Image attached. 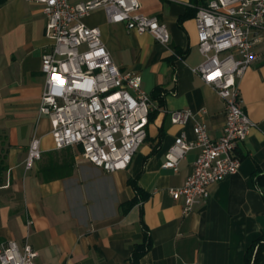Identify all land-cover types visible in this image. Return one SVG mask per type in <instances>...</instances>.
<instances>
[{
    "label": "crops",
    "instance_id": "1",
    "mask_svg": "<svg viewBox=\"0 0 264 264\" xmlns=\"http://www.w3.org/2000/svg\"><path fill=\"white\" fill-rule=\"evenodd\" d=\"M23 1L0 0V244L27 243L36 264H244L245 252L264 234V181L256 179L264 175V29L239 81L243 111L255 126L238 146V173L211 186L209 197L184 214L168 189L192 173L198 149L175 172L162 167L165 154L182 133L194 140L195 123L217 140L225 122L223 99L194 72L203 61L195 0H138L143 15L167 27L166 44L109 23L101 8L84 19L100 29L113 62L141 76L155 106L129 167L113 173L83 159L77 147L54 148L50 121L38 113L41 55L51 42L40 7ZM184 109L191 117L172 124L170 113ZM33 138L40 139L41 158L26 171ZM145 236L149 247L134 261Z\"/></svg>",
    "mask_w": 264,
    "mask_h": 264
},
{
    "label": "built area",
    "instance_id": "2",
    "mask_svg": "<svg viewBox=\"0 0 264 264\" xmlns=\"http://www.w3.org/2000/svg\"><path fill=\"white\" fill-rule=\"evenodd\" d=\"M40 7L45 36L51 46L41 55L45 82L38 113L48 117L55 149L77 147L83 159L106 173L126 170L147 136L149 115L155 109L139 74L121 70L112 60L98 27L84 19L101 8L109 23L129 31L169 41L167 27L155 16L140 12L138 0H26ZM197 7V47L203 56L194 69L223 99L225 122L221 136L211 140L204 124L195 123L194 140L182 133L165 154L162 167L177 171L186 154L198 149L192 173L169 188L183 213L209 197L210 187L238 173L237 154L255 124L243 111L239 81L256 59L254 45L264 29V0H204ZM189 110L170 113L172 124L184 125ZM40 139L33 138L23 166L33 168L41 158ZM37 252L27 243L0 244V264H36Z\"/></svg>",
    "mask_w": 264,
    "mask_h": 264
},
{
    "label": "trees",
    "instance_id": "3",
    "mask_svg": "<svg viewBox=\"0 0 264 264\" xmlns=\"http://www.w3.org/2000/svg\"><path fill=\"white\" fill-rule=\"evenodd\" d=\"M204 0H195V4L197 7L204 5ZM197 12V8H196ZM196 14V13H195ZM257 182L260 184L262 181H264V175L258 176ZM131 183V182H130ZM135 193L137 196H139L142 200L146 199L147 195L144 194L141 189L137 186H133ZM137 198L135 197L134 200L131 202L136 203ZM149 247V240L145 236V240L142 245L137 246L135 248V251L133 253L134 261H137L138 258L146 251V249ZM264 258V234L261 235L255 242H253L244 255V264H259V262Z\"/></svg>",
    "mask_w": 264,
    "mask_h": 264
},
{
    "label": "rangeland",
    "instance_id": "4",
    "mask_svg": "<svg viewBox=\"0 0 264 264\" xmlns=\"http://www.w3.org/2000/svg\"><path fill=\"white\" fill-rule=\"evenodd\" d=\"M22 2H23L25 5H27V2H25V1H23V0H22Z\"/></svg>",
    "mask_w": 264,
    "mask_h": 264
}]
</instances>
